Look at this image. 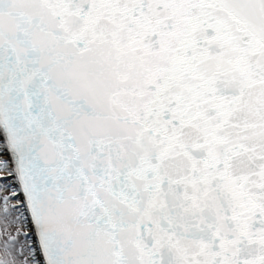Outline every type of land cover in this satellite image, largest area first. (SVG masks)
<instances>
[{
  "label": "snow or ice",
  "instance_id": "snow-or-ice-1",
  "mask_svg": "<svg viewBox=\"0 0 264 264\" xmlns=\"http://www.w3.org/2000/svg\"><path fill=\"white\" fill-rule=\"evenodd\" d=\"M0 264H264V0H0Z\"/></svg>",
  "mask_w": 264,
  "mask_h": 264
}]
</instances>
